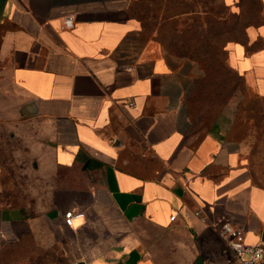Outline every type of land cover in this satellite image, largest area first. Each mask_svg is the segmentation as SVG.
Returning <instances> with one entry per match:
<instances>
[{
    "label": "crops",
    "instance_id": "0c3cea01",
    "mask_svg": "<svg viewBox=\"0 0 264 264\" xmlns=\"http://www.w3.org/2000/svg\"><path fill=\"white\" fill-rule=\"evenodd\" d=\"M138 1L0 0V137L25 140L34 171L62 173L45 217L67 232L71 264H221L232 255L196 212L246 221L247 244L261 243L264 189L224 133L191 122L196 67L149 36ZM247 35L262 46L235 44L231 64L264 96V24ZM2 168L0 158V199ZM68 209L85 216L66 226ZM33 220L0 201V245Z\"/></svg>",
    "mask_w": 264,
    "mask_h": 264
},
{
    "label": "rangeland",
    "instance_id": "374dc122",
    "mask_svg": "<svg viewBox=\"0 0 264 264\" xmlns=\"http://www.w3.org/2000/svg\"><path fill=\"white\" fill-rule=\"evenodd\" d=\"M138 7L145 13L142 22L149 36L165 52L196 67L197 77L186 98L191 122L198 130L224 133L239 149L252 185L264 189V96L257 93L249 77L237 73L230 60L232 47L246 42L249 28L264 24L263 0H139ZM173 14L179 15L167 19ZM8 143L5 136L0 137L2 175L7 184L0 201L21 207L34 220L30 231L0 245V264H71L62 241L67 232L45 217L53 206L51 191L65 189L62 173L58 177L34 171L25 140L15 142L17 149ZM75 179L78 183L80 178ZM81 180V186L95 182L93 176ZM73 181L71 177L70 185ZM81 199L87 202L84 195ZM209 216L200 211L199 217L216 231L220 220L230 221L222 214ZM240 228L246 243L256 235L246 221ZM233 261L229 256L221 264ZM197 264H205L204 258Z\"/></svg>",
    "mask_w": 264,
    "mask_h": 264
},
{
    "label": "built area",
    "instance_id": "2783aa9c",
    "mask_svg": "<svg viewBox=\"0 0 264 264\" xmlns=\"http://www.w3.org/2000/svg\"><path fill=\"white\" fill-rule=\"evenodd\" d=\"M65 25L67 28L73 27L71 17L65 20ZM196 214L200 215V211H197ZM84 216L85 214L83 212H75L72 209L65 210L63 212L64 224L71 227L77 219L83 218ZM177 216L178 214L174 213L171 216V221H175ZM218 224V233L234 259L229 264H264V242L255 245L247 244L245 242L244 232L239 226L234 225L231 221L222 220Z\"/></svg>",
    "mask_w": 264,
    "mask_h": 264
},
{
    "label": "trees",
    "instance_id": "16d2710c",
    "mask_svg": "<svg viewBox=\"0 0 264 264\" xmlns=\"http://www.w3.org/2000/svg\"><path fill=\"white\" fill-rule=\"evenodd\" d=\"M139 2V1H138ZM138 2H137V4H136V7H135V14H136V16H137V18L141 21V23H142V25H143V22H142V20L143 19H145V13H143V12H140L139 11V9L138 8H140V7H138ZM227 6H229V5H227ZM166 11L164 10V13H165ZM179 14H173V15H170L167 19H173V18H176L177 16H178ZM263 25V24H262ZM251 27H254V26H251ZM143 28H144V26H143ZM145 29V28H144ZM238 44V43H237ZM240 44H243V45H245V47H246V51L247 52H251V51H253V50H255L256 48H259V47H261L262 46V42L261 41H257L254 45H252V46H249L248 45V41L246 40V42H244V43H240ZM238 73V72H237ZM239 74V73H238ZM240 75V74H239ZM240 76H242V75H240Z\"/></svg>",
    "mask_w": 264,
    "mask_h": 264
},
{
    "label": "water",
    "instance_id": "95a60500",
    "mask_svg": "<svg viewBox=\"0 0 264 264\" xmlns=\"http://www.w3.org/2000/svg\"><path fill=\"white\" fill-rule=\"evenodd\" d=\"M132 210H133V208H132ZM129 216H131V214H132V211L130 210V211H128V213H127ZM261 240H262V242H264V229H263V232H262V236H261Z\"/></svg>",
    "mask_w": 264,
    "mask_h": 264
}]
</instances>
